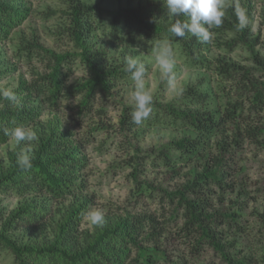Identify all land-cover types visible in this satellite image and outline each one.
Masks as SVG:
<instances>
[{"label": "trees", "instance_id": "1", "mask_svg": "<svg viewBox=\"0 0 264 264\" xmlns=\"http://www.w3.org/2000/svg\"><path fill=\"white\" fill-rule=\"evenodd\" d=\"M62 2L64 6L61 9L47 7L43 13L46 17H64L59 32L71 37L73 50L55 51L44 46L34 33L29 39L20 37V49L27 51L28 58L32 55L39 57L47 70L34 82L22 81L14 88L16 101L0 97V144L10 138L5 131L16 125L28 127L30 123H36L34 130L38 135V141L32 142L30 169L18 167L19 147L8 150V158L0 160V195L46 197L39 205L34 200H24L7 211L0 203V249L11 256V264H160L159 254L162 255L163 250L158 241L162 227L167 228L165 222L158 224L153 213L142 214L124 208L127 212L124 216L104 215L102 226H93L92 229L80 227L89 202L82 194L83 183L79 178L84 164L80 153L85 142L80 144L72 138V132L41 122L38 119L40 108L35 102L40 99V102L55 107L64 99L79 97L74 107L75 126L81 127L80 121L90 114L99 98L106 99L112 95L115 80L126 79L130 75L124 71L125 51L131 53L130 48L138 46L152 50L155 40L170 38L167 31L170 18H159L158 14L164 8L153 7L149 3L108 11L90 4L88 0ZM228 5L222 26L210 31L212 35L229 33L228 38L218 41L221 51L224 49V53H231L238 46L245 48L256 66L236 63L226 54L219 56L222 52L208 60L198 53L201 42L187 33L184 37L171 38L174 52L184 56L190 65L214 64L216 73L236 86L238 96L234 101L227 100L222 111L217 110L210 106V90L201 87L203 80H199L183 88L178 101H163L158 96L153 98V113L146 121L157 126L184 127L192 133L152 146L141 154L145 159L151 157L153 166L171 168L168 173L172 176L180 173L178 163L198 155L211 137L223 132L225 123L242 117L245 105L249 113L251 110H264V58L255 50L259 39L248 36L247 27L237 31L236 4ZM31 11L23 1L0 0V41L8 39ZM179 19L187 18L181 16ZM104 35L114 44L124 46L117 59H110L108 48L98 46L94 41L97 36ZM76 60L86 75L69 82V73H65L64 67ZM101 110L103 108L99 107L96 111ZM125 122L128 120L122 117L120 125ZM244 126L245 136L253 139L263 131L260 124L247 122ZM222 134L223 139L215 143L217 152L211 164L204 166L192 180L171 191L161 185L154 186L147 179L139 180L138 170L134 167L131 172L135 184L133 200L136 202L144 195L155 198L157 191L160 202L167 199L170 215L181 210L182 224L178 230L183 242L189 241L191 250L198 252L207 245L220 257L221 264H244L242 259L229 252V247L235 244L233 241L230 245L223 242L220 229L223 226L239 229L237 213L230 208L222 210L216 207V199L223 205L225 194L234 192L238 180L227 166L232 147L238 139L235 135V141L229 142ZM134 157L139 158L140 155L135 154ZM127 164L131 165V162L128 160ZM149 189L151 192L145 194ZM51 202H55L54 210L50 208ZM170 215L167 221L171 220ZM259 219L264 222L263 212ZM148 243L153 245L148 246Z\"/></svg>", "mask_w": 264, "mask_h": 264}, {"label": "rangeland", "instance_id": "2", "mask_svg": "<svg viewBox=\"0 0 264 264\" xmlns=\"http://www.w3.org/2000/svg\"><path fill=\"white\" fill-rule=\"evenodd\" d=\"M23 1L26 6L31 8L30 16L13 30L8 39L0 41V90L17 88L22 81L26 83L34 82L42 75L45 70V62L39 57L31 56L28 58L27 51L20 49V37L29 39L31 34H36L38 40L46 47L55 51L63 52L73 50L71 37L59 32V26L64 23V17L60 15H50L46 17L43 11L47 7L55 10L61 9L64 4L62 0H15ZM90 4H96L108 11H117L121 7L135 6L136 4L149 3L153 7L164 8L158 17L164 19L167 15L164 0H88ZM226 3L239 4L243 7L249 17L247 26L248 36H257L259 44L255 50L264 58V0H226ZM217 34V36L215 35ZM212 41L201 43L199 52L208 60H213L219 52L231 58L234 62L256 66L253 64L249 52L245 48L238 46L231 53H224V49L218 47V41H223L229 37V33L216 32ZM191 36V34H188ZM94 41L98 46H106L110 59H117V55L124 46L114 44L106 35L97 36ZM109 45V46H108ZM127 56L139 57L146 64L145 87L152 91L153 98L158 96L163 101L177 100L181 94L175 93L165 82L160 79V72L153 57V50L142 49L141 47H131ZM175 53V69L177 76V87L185 88L188 85L198 83L203 80L201 87L210 90V106L222 111L227 100L234 101L237 96L236 86L220 77L216 72L215 65L197 66L190 65L184 56ZM47 70V69H46ZM45 70V71H46ZM64 71L69 73V82L82 79L86 74L83 66L76 60L67 63ZM257 75H260L256 71ZM133 90L131 76L115 80L112 95L109 98L101 99L96 102L90 110V114L81 120V127L75 126V105L79 97L64 99L55 107H51L47 102L38 103L41 122L53 124L62 131H70L78 143L85 142L81 147L80 156L84 161L80 169V180L83 183L82 194L89 199L87 211L81 221L82 229H92L93 225L88 221L86 213L91 209H99L107 216H124L127 210L137 213H153L158 224L163 225L162 235L158 241V246L163 250L160 264H221L220 257L213 250L204 245V249L195 252L190 249L188 243L183 242L180 237L179 227L182 224L181 210L175 215H170V205L166 198L159 201L157 191L155 198L149 195L141 196L138 201L133 200L135 195V184L131 177L133 168H137L139 180L147 179L152 185H161L171 191L176 186L187 180H192L195 174L203 171L204 166H209L212 157L217 150L215 143L221 134L229 142L235 141L231 156L228 161V169L231 174L238 176L235 183V190L225 194L223 205L217 202L218 208L224 210L230 208L236 212L239 222V229H228L221 227L223 242L230 245L233 241L235 246L229 247V252L242 259L244 264H264V222L259 219L260 213H264V110L261 112H247L244 107V115L236 118L233 122H227L223 126V132L217 137H211L206 143L205 148L200 149V153L192 159L180 161V173L171 175L163 166H153L151 157L145 159L141 156L152 146H158L171 139H177L182 135L192 134L190 129L184 127H164L157 126L150 121H145L142 125L132 122L129 109L133 108L130 93ZM178 101V100H177ZM227 105V104H226ZM1 106V101H0ZM103 110L97 112V108ZM130 107V108H129ZM132 110V109H131ZM124 117V125H120L121 118ZM245 120V121H244ZM260 124L263 131L257 139L245 136V124ZM35 124L28 127L34 129ZM13 143L10 137L6 143L0 144V160L8 158L9 146ZM19 154L28 149L32 150L33 143L21 142ZM16 149V148H15ZM139 154V158H135ZM146 154V153H145ZM131 162V165L127 164ZM137 162V163H136ZM151 189L145 194H149ZM134 193V194H133ZM164 197H166L164 195ZM43 195L28 196L20 198L13 195H0V203L11 210L24 200L36 201V205L43 200ZM163 200V199H162ZM51 210L55 209V202L50 203ZM49 206V205H47ZM171 216V220L169 219ZM236 230V231H235ZM237 232V233H235ZM153 243H148L152 246ZM162 253V252H161ZM0 264H11V256L0 249Z\"/></svg>", "mask_w": 264, "mask_h": 264}, {"label": "clouds", "instance_id": "3", "mask_svg": "<svg viewBox=\"0 0 264 264\" xmlns=\"http://www.w3.org/2000/svg\"><path fill=\"white\" fill-rule=\"evenodd\" d=\"M167 15L170 18L167 31L170 38L157 39L153 42V57L160 72V79L175 93L182 94L183 89L177 87L175 69V53L171 44V38L184 37L186 33L194 36L201 43H209L212 39L210 29L220 28L225 17V9L229 5L226 0H164ZM237 19V31H241L249 25V17L246 10L238 3L235 5ZM184 16L187 19L181 20ZM124 71L129 73L133 81V90L130 99L133 102L131 112L132 122L142 125L150 119L153 113V93L145 87L146 64L139 57L125 56L123 58ZM0 97L8 101H16V93L11 89L0 90ZM13 143L9 146L12 150L21 142L31 144L38 141L37 132L24 125H16L10 131H5ZM31 149L19 154L17 165L22 170L31 168ZM88 221L93 226H102L105 222L104 213L99 209H91L86 213Z\"/></svg>", "mask_w": 264, "mask_h": 264}]
</instances>
